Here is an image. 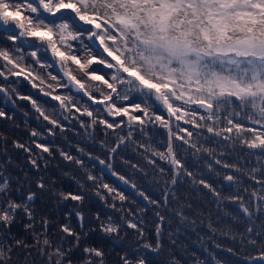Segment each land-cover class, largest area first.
Wrapping results in <instances>:
<instances>
[{"label": "snow or ice", "instance_id": "obj_1", "mask_svg": "<svg viewBox=\"0 0 264 264\" xmlns=\"http://www.w3.org/2000/svg\"><path fill=\"white\" fill-rule=\"evenodd\" d=\"M0 99V264H264V0H0Z\"/></svg>", "mask_w": 264, "mask_h": 264}, {"label": "trees", "instance_id": "obj_2", "mask_svg": "<svg viewBox=\"0 0 264 264\" xmlns=\"http://www.w3.org/2000/svg\"><path fill=\"white\" fill-rule=\"evenodd\" d=\"M0 107H4L6 110H11V104H7L5 105L3 102V99H0ZM17 120L18 121H22V116L20 113H17ZM31 123L33 124V126H35V121H31ZM8 128V124L6 122H0V131H4ZM21 133H23V125L21 123V129L19 130ZM17 162L21 164V167H23V162H22V158H18ZM110 182H116L119 183L117 181H115V178L111 177L110 175H108L106 177ZM65 185L67 184H71L70 180L65 179L64 181ZM121 188H123L124 186L122 184L119 185ZM130 191L128 189H126V192ZM95 207L99 208L101 207V205L98 202H94ZM182 238L185 240L186 243H188V245L190 246V251L194 250L196 251L198 254H202L203 253V249L199 246V244L194 243L196 241V234L192 233L191 230H189V234L183 235ZM221 256H227V253H220Z\"/></svg>", "mask_w": 264, "mask_h": 264}]
</instances>
